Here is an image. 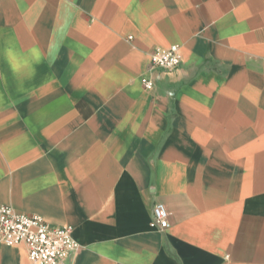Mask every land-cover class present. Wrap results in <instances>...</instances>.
<instances>
[{"label":"crops","instance_id":"crops-1","mask_svg":"<svg viewBox=\"0 0 264 264\" xmlns=\"http://www.w3.org/2000/svg\"><path fill=\"white\" fill-rule=\"evenodd\" d=\"M0 205L66 264H264V0H0Z\"/></svg>","mask_w":264,"mask_h":264},{"label":"built area","instance_id":"built-area-1","mask_svg":"<svg viewBox=\"0 0 264 264\" xmlns=\"http://www.w3.org/2000/svg\"><path fill=\"white\" fill-rule=\"evenodd\" d=\"M180 63L177 46L156 49L150 54V68L168 72ZM140 84L146 91L153 87V81L148 77L141 78ZM168 215L164 205H154L152 225L160 230L166 229ZM0 244L9 247L24 245L28 264H66L80 248L72 237L71 228L50 227L42 217L20 213L6 205H0Z\"/></svg>","mask_w":264,"mask_h":264}]
</instances>
